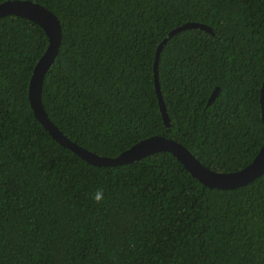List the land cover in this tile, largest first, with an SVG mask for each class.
<instances>
[{"label": "trees", "instance_id": "16d2710c", "mask_svg": "<svg viewBox=\"0 0 264 264\" xmlns=\"http://www.w3.org/2000/svg\"><path fill=\"white\" fill-rule=\"evenodd\" d=\"M30 1L61 25L41 103L71 141L114 157L163 135L220 172L253 159L264 141V0ZM186 22L210 31L183 29L158 54L165 125L156 49ZM47 44L36 22L0 17V264H264V173L221 189L168 151L90 164L56 141L29 104Z\"/></svg>", "mask_w": 264, "mask_h": 264}, {"label": "water", "instance_id": "95a60500", "mask_svg": "<svg viewBox=\"0 0 264 264\" xmlns=\"http://www.w3.org/2000/svg\"><path fill=\"white\" fill-rule=\"evenodd\" d=\"M6 14H15L26 17L39 24L48 37V44L40 58L37 60L28 85V100L35 117L43 124L51 136L62 146L76 152L81 158L93 165L112 166L134 162L140 158L157 152H170L184 168L203 185L211 188L233 189L246 185L264 173V141L258 149L253 159L239 170L230 172L215 171L202 164L195 155L184 145L175 139L167 138L163 135H152L144 138L129 148L123 150L114 157L99 156L71 141L49 120L41 103V89L43 78L55 59L61 40V25L57 16L40 5L30 0H4L0 2V17ZM187 28H201L210 31V27L203 23L186 22L169 31L166 37L158 44L154 62V82L158 96V104L164 124L169 125V118L166 114L165 104L161 95L158 76L157 58L160 50L177 32ZM216 90L212 92L208 103L215 97ZM259 106L261 118L264 125V78L261 82L259 92Z\"/></svg>", "mask_w": 264, "mask_h": 264}, {"label": "clouds", "instance_id": "9594fccd", "mask_svg": "<svg viewBox=\"0 0 264 264\" xmlns=\"http://www.w3.org/2000/svg\"><path fill=\"white\" fill-rule=\"evenodd\" d=\"M92 199H94L96 203H100L104 199L103 189L98 188L96 192L92 194Z\"/></svg>", "mask_w": 264, "mask_h": 264}]
</instances>
